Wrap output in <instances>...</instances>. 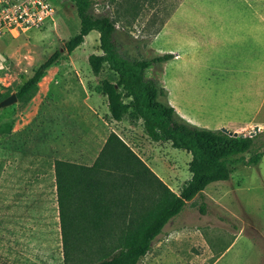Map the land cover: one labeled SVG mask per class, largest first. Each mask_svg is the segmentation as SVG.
I'll use <instances>...</instances> for the list:
<instances>
[{"label": "rangeland", "instance_id": "obj_1", "mask_svg": "<svg viewBox=\"0 0 264 264\" xmlns=\"http://www.w3.org/2000/svg\"><path fill=\"white\" fill-rule=\"evenodd\" d=\"M49 1L56 11L53 23L20 36L0 37L2 99L17 94L54 53L63 54L30 98L0 110V264H66L55 161L92 166L113 132L173 192L179 194L191 179L190 154L152 142L141 123L110 121L100 86L117 77L107 69L96 77L89 64L91 55L101 53L100 34L92 32L80 48L67 53L65 43L80 31L76 7L65 0ZM182 2L95 0V13L116 22L122 52L133 58L151 59L176 49L184 55L183 46L189 48V58L154 66L147 77L159 81L169 92L168 101L179 103L196 126L229 130L253 121L238 133L251 136L257 128L264 133V0H187L163 39L157 40ZM238 11L257 15V57L262 16L261 82L244 72L249 66L243 46L249 35L230 21L248 17ZM10 123L11 133H4ZM149 196L144 191L140 198ZM144 202L152 205L148 199ZM118 225L101 235L119 237ZM182 227L201 233L195 243L186 240L177 246L184 261L192 252L197 264H264V159L257 166H233L229 181L210 185L165 231ZM179 258L168 259L178 264Z\"/></svg>", "mask_w": 264, "mask_h": 264}, {"label": "trees", "instance_id": "obj_2", "mask_svg": "<svg viewBox=\"0 0 264 264\" xmlns=\"http://www.w3.org/2000/svg\"><path fill=\"white\" fill-rule=\"evenodd\" d=\"M65 1L75 5L80 19L79 33L65 43L67 53L72 54L92 32H98L101 53L89 57L92 73L99 77L107 69L117 77L115 82L104 80L100 86L101 94L107 98L110 121L121 123L129 119L135 126L141 123L144 134L152 142L169 144L192 156L191 179L179 194L160 180L114 132L92 166L55 161L65 263L139 264L164 228L190 202L203 195L210 185L231 179L233 166L259 165L264 159V133L235 137L222 130L189 123L169 103L168 92L159 81L147 77L151 68L171 61L174 55L151 59L126 55L122 52L116 22L108 15L95 13V0ZM62 55L61 50L57 51L34 72L18 90V101L27 100L37 91L47 71ZM4 100L0 95V104ZM12 127L11 123L6 124L3 132L11 133ZM144 191L149 198H140ZM132 195L134 201H143L145 205L143 212L139 211L142 219L134 224H119V237L105 238L101 234L111 232L115 224L104 223L101 216L111 213L110 206L125 207ZM147 199L152 205L144 202ZM205 208V205L201 207L203 214ZM125 211L121 209L123 214Z\"/></svg>", "mask_w": 264, "mask_h": 264}, {"label": "crops", "instance_id": "obj_3", "mask_svg": "<svg viewBox=\"0 0 264 264\" xmlns=\"http://www.w3.org/2000/svg\"><path fill=\"white\" fill-rule=\"evenodd\" d=\"M187 0H183L182 4L180 7L176 10L174 15L166 20L162 27L160 28V31L157 35V40L163 39L164 35L168 32L170 26L172 23L177 19L178 13L181 12V9L184 8L185 3ZM236 13H241V16H245L248 18L242 19V20H231L230 25H235L238 26V28L243 29L245 34H248L249 37V43L243 46L244 50V57H245V64L248 67V70H245L244 72L250 77V78H257L260 77V82H261V75H262V64H263V58H262V16L261 14L258 17V22H259V56L257 57V49H258V44H257V35H258V27H257V15L255 14L254 11H238ZM250 14V16H247V14ZM254 13V15H253ZM252 17H255L252 19ZM156 41V40H155ZM186 43V41H185ZM191 45V44H190ZM192 47V46H191ZM177 51H170L166 54H172L174 55V60L175 61H180L183 58L187 57L189 58L191 56V53L189 52V48L186 46H183L182 53L180 52L179 49H176ZM188 60V59H187ZM256 86V83H255ZM168 92V91H167ZM169 94V92H168ZM170 102V99H169ZM170 104L175 108L177 113L186 121L189 123L193 124L196 126L197 122L185 111L183 108H178V104L176 105L173 102H170ZM263 104H261V109H262ZM253 126V121L251 122H246L241 125H236L235 127H232L233 129H229L227 127V130L232 133L231 131H234L233 133H237L238 136L240 133H238V129H243V128H248ZM199 127V126H197ZM222 129V128H221ZM220 130V129H218ZM231 130V131H230ZM258 130V128H257ZM133 194V193H132ZM111 208V213L109 215L101 216V219H103L104 223H109V224H134L139 222L142 219L141 213L139 211L143 212V208L145 207L144 203L137 204L134 199L129 200V203L125 207H112ZM121 209H126L125 214L121 212ZM113 211V213H112ZM95 218L96 216H92ZM176 219V218H175ZM174 220V219H173ZM172 220V221H173ZM173 223V222H172ZM166 228V227H165ZM164 231L160 235H164L165 239H160V236L157 238L158 241L153 243L152 248L150 252L142 259V261L139 264H177V260L174 262L170 261L168 258L170 256L174 255L175 257L179 256V261L181 263L178 264H197L198 258L191 252V257L186 259L185 261L182 259V254L177 250V246L182 244L183 241L188 240L191 243H195L196 240L199 239V234L198 230L194 231L190 228L187 227H182V228H172L168 231ZM201 237V236H200ZM156 239V240H157ZM168 259V260H167Z\"/></svg>", "mask_w": 264, "mask_h": 264}, {"label": "built area", "instance_id": "obj_4", "mask_svg": "<svg viewBox=\"0 0 264 264\" xmlns=\"http://www.w3.org/2000/svg\"><path fill=\"white\" fill-rule=\"evenodd\" d=\"M55 16L49 0H0V37L38 30L53 23Z\"/></svg>", "mask_w": 264, "mask_h": 264}, {"label": "water", "instance_id": "obj_5", "mask_svg": "<svg viewBox=\"0 0 264 264\" xmlns=\"http://www.w3.org/2000/svg\"><path fill=\"white\" fill-rule=\"evenodd\" d=\"M18 102V97L16 94H13L12 96H10L9 98L5 99L1 104H0V107L1 108H4V107H9L11 105H14ZM223 132L227 133V134H231V135H234L235 137L238 136L237 133H230L227 129H223L222 130ZM260 131L259 129L255 132H253L251 134V136H255L257 134V132Z\"/></svg>", "mask_w": 264, "mask_h": 264}]
</instances>
